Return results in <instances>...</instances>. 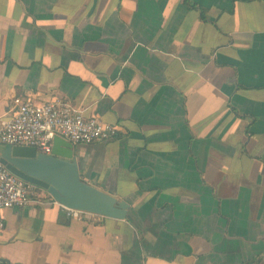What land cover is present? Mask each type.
<instances>
[{"label": "crops", "instance_id": "obj_1", "mask_svg": "<svg viewBox=\"0 0 264 264\" xmlns=\"http://www.w3.org/2000/svg\"><path fill=\"white\" fill-rule=\"evenodd\" d=\"M187 1L0 0V121L18 97L117 126L74 159L128 204L8 209L0 260L264 264V0Z\"/></svg>", "mask_w": 264, "mask_h": 264}, {"label": "built area", "instance_id": "obj_2", "mask_svg": "<svg viewBox=\"0 0 264 264\" xmlns=\"http://www.w3.org/2000/svg\"><path fill=\"white\" fill-rule=\"evenodd\" d=\"M119 128L97 118L85 117L64 100L36 103L14 98L11 116L0 121V144L36 148L50 155L55 137L72 145H91L117 138ZM31 205H54L68 218L82 221L89 216L83 211L58 204L46 191L11 174L0 162V230L4 228V211Z\"/></svg>", "mask_w": 264, "mask_h": 264}, {"label": "water", "instance_id": "obj_3", "mask_svg": "<svg viewBox=\"0 0 264 264\" xmlns=\"http://www.w3.org/2000/svg\"><path fill=\"white\" fill-rule=\"evenodd\" d=\"M0 162L11 174L46 191L62 206L115 220L127 217L125 201L82 181L73 145L60 137L54 138L50 155L32 147L5 145Z\"/></svg>", "mask_w": 264, "mask_h": 264}, {"label": "trees", "instance_id": "obj_4", "mask_svg": "<svg viewBox=\"0 0 264 264\" xmlns=\"http://www.w3.org/2000/svg\"><path fill=\"white\" fill-rule=\"evenodd\" d=\"M185 2L188 4L189 7L191 8H196L194 5L190 4L187 0H185ZM203 12V11H201ZM0 264H10L8 261L5 260H0Z\"/></svg>", "mask_w": 264, "mask_h": 264}]
</instances>
